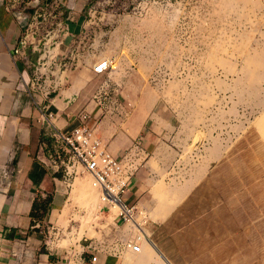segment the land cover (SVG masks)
Masks as SVG:
<instances>
[{"label":"crops","instance_id":"obj_1","mask_svg":"<svg viewBox=\"0 0 264 264\" xmlns=\"http://www.w3.org/2000/svg\"><path fill=\"white\" fill-rule=\"evenodd\" d=\"M74 2L65 8L68 30L82 9ZM22 32L23 22L0 0V264H69V250L76 259L81 253L84 264H143L129 242L151 245L166 264H264V141L257 132L203 133L199 116L176 110L137 77L95 71L101 58L62 68L53 52L38 56L28 46L17 54ZM72 42L65 35L56 42L60 60L72 55ZM35 66L47 76V96L29 84ZM103 86L118 91L119 108L107 110L94 99ZM36 98L48 105L45 112L57 113L61 128H72L87 113L114 155L141 137L144 161L123 194L134 207L133 221L100 220L92 235L62 245L59 236L72 212L66 208L70 186L45 158L44 141L50 140ZM35 202L46 204V211Z\"/></svg>","mask_w":264,"mask_h":264},{"label":"rangeland","instance_id":"obj_2","mask_svg":"<svg viewBox=\"0 0 264 264\" xmlns=\"http://www.w3.org/2000/svg\"><path fill=\"white\" fill-rule=\"evenodd\" d=\"M77 2L82 9L74 12L69 30L59 24L63 15L39 10L34 28L38 56L53 52L62 68L110 57L112 70L137 77L176 110L199 116L203 133L213 129L236 136L249 127L264 141V0ZM64 35L73 39L72 55L60 60L56 42ZM93 181L84 174L69 187L71 217L59 236L64 247L115 216L110 217L108 204H100ZM81 182L88 185V196L81 195ZM136 250L143 264H166L147 243Z\"/></svg>","mask_w":264,"mask_h":264},{"label":"built area","instance_id":"obj_3","mask_svg":"<svg viewBox=\"0 0 264 264\" xmlns=\"http://www.w3.org/2000/svg\"><path fill=\"white\" fill-rule=\"evenodd\" d=\"M7 6L14 11L16 18L23 22L19 46L15 49L17 54H20L28 46L36 49L34 28L35 23L39 21V10L50 8L49 15L55 17L56 15L64 16L65 8H73V5H70L67 0H7ZM31 8L34 11L28 16L26 11ZM68 19L69 17L61 18L59 24H63V21ZM112 61L110 57L101 58L94 64V70L97 72L109 70ZM46 77L42 76L38 66H35L29 84L47 96L49 93L47 88L50 86L47 87ZM94 99L103 102L107 106V110L111 106L116 108L120 106L116 90L109 89L108 86L99 88L94 94ZM36 102L41 106L44 135L50 140L49 144L47 140L44 141L47 146L45 155L47 162L57 171H61L62 177L69 186H72L74 180L79 176L90 174L94 180L93 183L99 189L101 201L108 205L111 202L119 203L120 209L115 216L122 221H133L134 207L125 203L123 194L128 188L129 180L144 161L145 152L141 145V137L137 138L133 145L120 155H114L96 133L95 127L89 123L87 113H84L82 121L72 128H61L55 122L57 113L51 110L45 112L48 105L43 100L36 98ZM3 175H6L5 171ZM126 246L137 249V246L132 242L127 243ZM115 251L122 253L120 248H116ZM65 254L69 264L86 263L81 253H79L78 259L75 258L72 250L66 251ZM72 257H74V261H72Z\"/></svg>","mask_w":264,"mask_h":264},{"label":"bare ground","instance_id":"obj_4","mask_svg":"<svg viewBox=\"0 0 264 264\" xmlns=\"http://www.w3.org/2000/svg\"><path fill=\"white\" fill-rule=\"evenodd\" d=\"M252 129V128H251ZM262 131H263V133H264V129H263V127H262ZM241 138V137H240ZM246 138V137H245ZM248 142V141H247ZM249 143V142H248ZM254 143V142H253ZM252 143V144H253ZM232 148V147H231ZM239 151H241V150H239ZM226 158H227V156H226ZM239 159V158H238ZM238 161V160H237ZM240 161V160H239ZM222 162V161H221ZM230 162V161H229ZM234 162V161H233ZM231 163V162H230ZM244 163V162H243ZM237 164V163H236ZM246 164V163H245ZM225 167V166H224ZM246 167H247V165H246ZM264 167V166H263ZM237 168V167H236ZM247 168H249V167H247ZM228 169V168H227ZM235 171V170H234ZM238 171V170H237ZM243 171V170H242ZM249 171H250V169H249ZM228 172V171H227ZM245 172V171H244ZM222 173V172H221ZM231 173V172H230ZM240 173V172H239ZM246 173V172H245ZM222 175V174H221ZM242 175V174H241ZM219 176V175H218ZM231 176V175H230ZM244 177V176H243ZM212 178H214V176L212 177ZM234 178V177H233ZM253 178H255V177H253ZM237 179V178H236ZM217 179H214V181H216ZM226 180V179H225ZM210 181V180H209ZM229 183V182H228ZM243 184V183H242ZM250 184V183H249ZM218 185V184H217ZM248 185V184H247ZM91 186V185H90ZM211 186V185H210ZM224 186V185H223ZM80 189H79V191H80V193H81V195H87L88 196V194L90 193L89 192V189H88V185L86 184V183H82L81 182V185H80ZM215 188V187H214ZM218 188V187H217ZM215 190V189H214ZM239 191V190H238ZM249 192V191H248ZM223 193H224V190H223ZM227 193V192H226ZM234 193V192H233ZM93 194V193H92ZM225 195V194H224ZM91 196V195H90ZM203 197H204V195H203ZM94 198H95V196H94ZM202 199V198H201ZM224 199H225V197H224ZM222 200V199H221ZM100 201H101V199H100ZM206 201V200H205ZM207 202V201H206ZM206 202H202V203H205L206 204ZM219 202V201H218ZM103 202L101 201L100 202V204H102ZM209 203V202H208ZM103 204H105V203H103ZM109 215H110V217H113L118 211H119V209H120V204L119 203H117V202H111V203H109ZM244 208V207H243ZM229 209V208H228ZM212 210H214V209H212ZM245 210V209H244ZM205 213V212H204ZM258 213V212H257ZM215 214H216V212H215ZM219 215V214H218ZM255 215V214H254ZM253 215V216H254ZM109 217V218H110ZM220 217V216H219ZM242 217V216H241ZM249 217V216H248ZM256 217V216H255ZM264 217V216H263ZM108 218V217H107ZM217 218V217H216ZM238 218V217H237ZM111 219H113V218H111ZM213 219V218H212ZM243 219V218H242ZM110 220V219H109ZM240 220V219H239ZM248 220V219H247ZM238 222H240V221H238ZM251 222V221H250ZM241 223V222H240ZM139 225V224H138ZM250 225V224H249ZM252 225V224H251ZM225 227V226H224ZM254 227H256V226H254ZM182 228V227H181ZM239 228H241V227H239ZM253 229V228H252ZM251 229V230H252ZM224 232V231H223ZM238 232V231H237ZM224 234V233H223ZM233 236V235H232ZM244 236V235H243ZM167 237V236H166ZM238 240V239H237ZM63 241H64V239H63ZM246 241V240H245ZM65 242V241H64ZM236 242V241H235ZM263 242V241H262ZM261 242V243H262ZM233 243V242H232ZM237 243V242H236ZM252 243V242H251ZM65 244V243H64ZM220 244V243H219ZM250 244V243H249ZM258 245V244H257ZM222 246V245H221ZM237 246V245H236ZM247 247V246H246ZM247 249V248H246ZM227 250V249H226ZM231 250V249H230ZM242 250H245V249H242ZM259 250V249H258ZM263 250V249H262ZM215 251V250H214ZM224 251H225V249H224ZM223 252V251H222ZM231 252V251H230ZM240 252V251H239ZM210 253V252H209ZM214 253V252H213ZM219 255V254H218ZM253 255H254V253H253ZM260 255V254H259ZM198 256V255H197ZM251 257V256H250ZM195 259V258H194ZM199 259V258H198ZM211 259V258H210ZM257 259V258H256ZM217 260V259H216ZM213 262V261H212Z\"/></svg>","mask_w":264,"mask_h":264},{"label":"trees","instance_id":"obj_5","mask_svg":"<svg viewBox=\"0 0 264 264\" xmlns=\"http://www.w3.org/2000/svg\"><path fill=\"white\" fill-rule=\"evenodd\" d=\"M34 206H35V208L37 207L38 209H43L44 212L46 211V204H44V203H41V204L38 205V204L35 202ZM33 216H34V217H38V213H37V212H33Z\"/></svg>","mask_w":264,"mask_h":264}]
</instances>
